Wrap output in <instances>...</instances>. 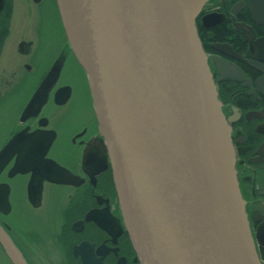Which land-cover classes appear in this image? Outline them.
<instances>
[{"label": "water", "instance_id": "95a60500", "mask_svg": "<svg viewBox=\"0 0 264 264\" xmlns=\"http://www.w3.org/2000/svg\"><path fill=\"white\" fill-rule=\"evenodd\" d=\"M209 1L56 0L70 48L88 76L141 264H262L240 191L234 118L225 115L217 89L220 80L244 75L215 58L220 77H214L196 27ZM60 66L34 101L48 97ZM16 140L0 153V172ZM29 169L17 166L14 173ZM7 197L0 189L4 213ZM0 244L14 264H26L1 225Z\"/></svg>", "mask_w": 264, "mask_h": 264}, {"label": "flooded vegetation", "instance_id": "af4514ba", "mask_svg": "<svg viewBox=\"0 0 264 264\" xmlns=\"http://www.w3.org/2000/svg\"><path fill=\"white\" fill-rule=\"evenodd\" d=\"M196 27L214 77H220L215 58L244 75L220 80L217 89L225 115L234 118L240 191L264 264V0H210ZM56 64L59 76L48 97L34 101ZM33 137L37 144H30ZM15 138L14 154L0 172L9 207L0 209V225L26 264H141L88 76L70 48L56 0L3 1L0 153ZM17 166L30 169L14 173ZM0 264H14L1 244Z\"/></svg>", "mask_w": 264, "mask_h": 264}, {"label": "rangeland", "instance_id": "374dc122", "mask_svg": "<svg viewBox=\"0 0 264 264\" xmlns=\"http://www.w3.org/2000/svg\"><path fill=\"white\" fill-rule=\"evenodd\" d=\"M11 47V46H10ZM6 53V52H5ZM3 54V53H2ZM2 62V61H1ZM6 63L8 64V61L7 62H5V64L4 65H6ZM2 64V63H1Z\"/></svg>", "mask_w": 264, "mask_h": 264}, {"label": "bare ground", "instance_id": "6f19581e", "mask_svg": "<svg viewBox=\"0 0 264 264\" xmlns=\"http://www.w3.org/2000/svg\"><path fill=\"white\" fill-rule=\"evenodd\" d=\"M3 229V228H2ZM4 230V229H3ZM6 233V232H5ZM7 234V233H6Z\"/></svg>", "mask_w": 264, "mask_h": 264}]
</instances>
